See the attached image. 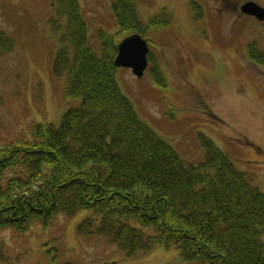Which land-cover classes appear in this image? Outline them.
I'll return each mask as SVG.
<instances>
[{
    "label": "trees",
    "instance_id": "1",
    "mask_svg": "<svg viewBox=\"0 0 264 264\" xmlns=\"http://www.w3.org/2000/svg\"><path fill=\"white\" fill-rule=\"evenodd\" d=\"M54 2L49 23L57 30L65 19L66 28L53 72L67 74L65 93L80 103L58 125L34 123L29 136L0 147V229L26 232L88 211L79 234L105 237L127 256L162 246L175 247L183 264H264V193L204 135L202 162L185 163L120 86L117 37L147 38L170 24L166 9L144 22L139 0H111L118 31L99 29L98 52L79 0ZM191 7L201 19L202 5L191 1ZM14 44L0 33L1 52ZM256 49L248 45L247 54L264 69V52ZM155 64L150 73L165 87Z\"/></svg>",
    "mask_w": 264,
    "mask_h": 264
},
{
    "label": "rangeland",
    "instance_id": "2",
    "mask_svg": "<svg viewBox=\"0 0 264 264\" xmlns=\"http://www.w3.org/2000/svg\"><path fill=\"white\" fill-rule=\"evenodd\" d=\"M191 1L202 5L201 19ZM247 1L264 7V0H231L220 15V0H139L144 22L163 8L170 24L147 34L153 61L142 79L125 68L117 77L141 119L185 163L202 162L204 135L264 193V69L247 57L252 43L264 52V23L240 15ZM79 3L89 43L100 52L99 29L118 31L111 0ZM56 6L54 0H0V33L15 40L11 51H0V147L29 136L34 123L58 125L80 103L65 93L67 74L53 72L66 28L65 19L57 30L49 23ZM155 62L165 87L150 73ZM91 214L60 215L49 227L35 223L26 232L0 229V264H183L175 247L127 256L105 237L81 236L78 225Z\"/></svg>",
    "mask_w": 264,
    "mask_h": 264
},
{
    "label": "water",
    "instance_id": "3",
    "mask_svg": "<svg viewBox=\"0 0 264 264\" xmlns=\"http://www.w3.org/2000/svg\"><path fill=\"white\" fill-rule=\"evenodd\" d=\"M240 10L243 14L264 22V7L256 2H246L241 5ZM149 54L148 41L138 34H133L127 36L118 44L114 65L116 68L131 69L136 77L142 78L149 63Z\"/></svg>",
    "mask_w": 264,
    "mask_h": 264
},
{
    "label": "flooded vegetation",
    "instance_id": "4",
    "mask_svg": "<svg viewBox=\"0 0 264 264\" xmlns=\"http://www.w3.org/2000/svg\"><path fill=\"white\" fill-rule=\"evenodd\" d=\"M229 1H231V0H220V2H219V6H220V7L218 8V11H219L218 14L222 15L223 12L229 10V6H228ZM241 5H242V4H241ZM241 5L239 6V9H240ZM240 12H241V10H240ZM240 15H242V16H246V15H244L242 12H241Z\"/></svg>",
    "mask_w": 264,
    "mask_h": 264
}]
</instances>
